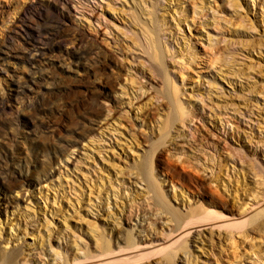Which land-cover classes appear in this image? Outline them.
Here are the masks:
<instances>
[{"label":"rangeland","instance_id":"1","mask_svg":"<svg viewBox=\"0 0 264 264\" xmlns=\"http://www.w3.org/2000/svg\"><path fill=\"white\" fill-rule=\"evenodd\" d=\"M40 5L64 17L68 38L79 33L96 48L77 57L68 42L39 56L47 48L40 45L28 62L17 39L0 52V99L8 106L0 113V253L64 264L128 236L173 243L181 232L169 238L166 214L127 217L152 197L138 168L161 136L168 112L161 92L176 87L184 123L159 151L201 185L155 170L156 182L183 215L208 209L216 193L226 208L218 212L250 225L195 228L168 250L169 260L139 264H264L263 230L253 228L264 215V0H0V51L25 28L23 12ZM145 26L162 54L158 71ZM31 79L27 93L17 90L15 82ZM51 91L66 103L31 118L28 104ZM96 97L98 114L75 112L77 101ZM6 178L18 179L19 189L8 191Z\"/></svg>","mask_w":264,"mask_h":264},{"label":"bare ground","instance_id":"2","mask_svg":"<svg viewBox=\"0 0 264 264\" xmlns=\"http://www.w3.org/2000/svg\"><path fill=\"white\" fill-rule=\"evenodd\" d=\"M62 0H56V4H61ZM21 23L24 25V29L21 32L14 31L15 34L9 35L4 41V49H1V53L6 52V48H11L15 41L22 42L23 49L28 55H25V59L30 62V57L35 59L34 51L38 49L40 45H44L46 50L44 52H39V56L45 54L46 51H53L56 49H61L62 46L68 42L75 44L77 49L75 54L77 57L87 56L91 54L96 47L85 45V39L81 34H74L71 38L64 32L65 19L56 13V9L53 6L40 5L33 9H28L23 12L20 17ZM151 24L153 21L150 19ZM153 28L145 26L142 27V35L144 41L146 42L147 51L149 52L150 58L156 62L155 68L157 71L163 68V62L161 58L160 48L157 39L154 36ZM42 51V50H41ZM2 54H0L1 58ZM53 77H50V79ZM41 79H45L41 77ZM47 80H50L46 78ZM28 80L25 85L15 82L17 90L22 93H27L26 89H30L35 81ZM59 84V82H58ZM164 84V82L162 83ZM164 86V85H163ZM109 88V86H107ZM163 88V87H162ZM170 88V87H168ZM167 88V89H168ZM59 90V88H57ZM91 90H94L92 87ZM62 90H60L61 92ZM97 91V90H96ZM162 96L167 99V115L166 119L162 125V132L159 140L153 144L152 151L148 156L145 157L144 161L138 168L137 178H140L141 182H145L148 194H152L151 198H148L146 205L143 203L134 204L130 207L127 221L132 223L133 219H137L140 213H151L155 214L156 218L159 215L166 214L169 216L170 223H174V227L170 232L169 238H171L175 233L181 232L179 236L170 245H154L147 244L142 241H134L131 237H127L124 240L123 245L111 246L110 244H102L97 247L96 251L91 255H86L83 257L75 256L71 261H67L64 264H139L141 262L151 260L157 257H163V259L169 260L168 250H172L183 243L188 237L191 236L192 230L195 228H201L205 226H211L214 228H225V229H237L244 230L249 227L250 223L245 217L240 215H224L217 211V209L226 210L224 207V201L216 193L211 194V200L209 202L208 209L203 212H188L186 214H181L179 211L174 210L169 204L166 196L161 190L160 185L156 182L155 170L161 171L172 179H184L188 181L195 188L200 187L195 175L187 171V167L183 166L180 170L174 163L170 160H165L163 158V152L159 151L164 142L165 136L171 131L177 123H184V114L182 110L179 109L180 105L177 103L178 100V89L174 87L173 89L162 90ZM19 94V93H18ZM58 91H51L45 95L35 98L27 106V112L32 118L45 112L47 109H51L61 99L58 95ZM99 98H92L90 103L88 100L86 102L77 101L74 104L75 112L77 114H98L96 108V103ZM65 102L66 101H62ZM7 104L0 99V113H3L7 109ZM50 126L47 125V128ZM78 128L82 129V122L78 123ZM81 138H86L87 134L82 131L80 133ZM8 179V178H6ZM5 179V180H6ZM20 182L16 178H9L6 180L5 188L13 192L19 189ZM173 187V186H172ZM174 188V187H173ZM146 206V207H145ZM264 218V215L262 216ZM261 218V219H262ZM145 219V218H144ZM261 219L255 221L254 230H263L264 234V222ZM145 221V220H144ZM157 221V219H156ZM0 264H28L19 263L17 261V256L15 254L0 253Z\"/></svg>","mask_w":264,"mask_h":264}]
</instances>
